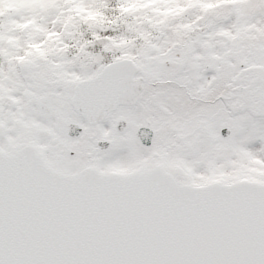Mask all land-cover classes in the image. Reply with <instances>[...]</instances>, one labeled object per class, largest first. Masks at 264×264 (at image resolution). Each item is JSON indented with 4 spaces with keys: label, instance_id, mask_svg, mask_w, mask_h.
Wrapping results in <instances>:
<instances>
[{
    "label": "snow or ice",
    "instance_id": "obj_1",
    "mask_svg": "<svg viewBox=\"0 0 264 264\" xmlns=\"http://www.w3.org/2000/svg\"><path fill=\"white\" fill-rule=\"evenodd\" d=\"M0 264H264V0H0Z\"/></svg>",
    "mask_w": 264,
    "mask_h": 264
}]
</instances>
